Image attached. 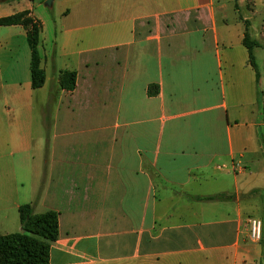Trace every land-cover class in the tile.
I'll return each mask as SVG.
<instances>
[{"label": "crops", "instance_id": "0c3cea01", "mask_svg": "<svg viewBox=\"0 0 264 264\" xmlns=\"http://www.w3.org/2000/svg\"><path fill=\"white\" fill-rule=\"evenodd\" d=\"M44 2H0L40 23L45 71L33 89L27 30L0 22V235L31 203L58 213L50 264H264V73L242 43L264 0Z\"/></svg>", "mask_w": 264, "mask_h": 264}, {"label": "trees", "instance_id": "16d2710c", "mask_svg": "<svg viewBox=\"0 0 264 264\" xmlns=\"http://www.w3.org/2000/svg\"><path fill=\"white\" fill-rule=\"evenodd\" d=\"M5 1L9 0H0V2ZM0 22L20 23L26 28L27 40L31 49V87L33 89L41 87L45 81V71L40 65L38 50L40 23L33 19L28 11L16 13ZM244 26L242 43L247 49L248 62L258 75L253 55V46L258 44L256 40H251L249 37L248 21H244ZM75 77L74 71L62 72L60 86L67 91L74 89ZM218 197L214 195L206 199ZM18 218L21 231L0 235V264H50L49 247L58 236V213L55 210L35 213L31 203H24L18 207Z\"/></svg>", "mask_w": 264, "mask_h": 264}, {"label": "rangeland", "instance_id": "374dc122", "mask_svg": "<svg viewBox=\"0 0 264 264\" xmlns=\"http://www.w3.org/2000/svg\"><path fill=\"white\" fill-rule=\"evenodd\" d=\"M258 1V0H256ZM260 3V2H259ZM251 3H248V5L246 6L247 7V10H252V7L250 5ZM40 8L39 10H42V13H44V19L47 23V29L48 30H51L53 28V25L54 23L56 22V18H54L53 16V13L52 11L48 10V9H44L43 7H38ZM264 14H257L252 20L250 23H252V25L256 26L257 27V37L255 36H252L251 33H250V30H249V37L250 39L252 40H256L257 42L259 41L262 45H264V34L261 33L262 31V25H264ZM248 22V23H249ZM250 23H249V29H250ZM258 47V45L256 46H253V55H254V58H255V53H254V49ZM255 52H256V60L255 62L257 61V63L260 65V70L262 73H264V46L263 47H259V48H256L255 49Z\"/></svg>", "mask_w": 264, "mask_h": 264}, {"label": "built area", "instance_id": "2783aa9c", "mask_svg": "<svg viewBox=\"0 0 264 264\" xmlns=\"http://www.w3.org/2000/svg\"><path fill=\"white\" fill-rule=\"evenodd\" d=\"M261 228L262 224L259 219L252 218L249 220V231L251 238L259 239L261 236Z\"/></svg>", "mask_w": 264, "mask_h": 264}, {"label": "water", "instance_id": "95a60500", "mask_svg": "<svg viewBox=\"0 0 264 264\" xmlns=\"http://www.w3.org/2000/svg\"><path fill=\"white\" fill-rule=\"evenodd\" d=\"M51 2H52V0H45L44 4H45L47 7H50V6H51Z\"/></svg>", "mask_w": 264, "mask_h": 264}]
</instances>
